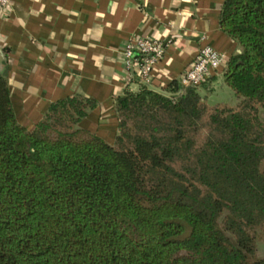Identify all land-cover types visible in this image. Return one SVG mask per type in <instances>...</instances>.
I'll list each match as a JSON object with an SVG mask.
<instances>
[{
  "label": "trees",
  "instance_id": "1",
  "mask_svg": "<svg viewBox=\"0 0 264 264\" xmlns=\"http://www.w3.org/2000/svg\"><path fill=\"white\" fill-rule=\"evenodd\" d=\"M235 99L141 83L114 96L113 142L81 94L18 121L0 72V264H264V0H223Z\"/></svg>",
  "mask_w": 264,
  "mask_h": 264
},
{
  "label": "crops",
  "instance_id": "2",
  "mask_svg": "<svg viewBox=\"0 0 264 264\" xmlns=\"http://www.w3.org/2000/svg\"><path fill=\"white\" fill-rule=\"evenodd\" d=\"M222 1L9 0L0 15V72L16 118L32 128L51 101L77 93L95 101L79 124L113 142L114 96L143 83L122 62L124 41L145 34L169 40L147 84L164 91L201 46L226 61L240 49L219 25ZM222 72L212 71L200 92L210 98L222 89Z\"/></svg>",
  "mask_w": 264,
  "mask_h": 264
},
{
  "label": "built area",
  "instance_id": "3",
  "mask_svg": "<svg viewBox=\"0 0 264 264\" xmlns=\"http://www.w3.org/2000/svg\"><path fill=\"white\" fill-rule=\"evenodd\" d=\"M8 5L9 0H0V15L4 14ZM168 43V39L148 34L131 36L122 45V62L130 75L148 84L152 80L154 66L162 58ZM225 65L226 58L222 52L211 45H203L183 69L178 80L199 85L212 71L223 70Z\"/></svg>",
  "mask_w": 264,
  "mask_h": 264
},
{
  "label": "rangeland",
  "instance_id": "4",
  "mask_svg": "<svg viewBox=\"0 0 264 264\" xmlns=\"http://www.w3.org/2000/svg\"><path fill=\"white\" fill-rule=\"evenodd\" d=\"M226 88V89H225ZM227 90V91H226ZM234 93L231 91V89L224 85L221 89L220 86L216 88V91L213 93V96L208 98L210 102H215L218 100H234ZM260 115L264 117V110H260ZM256 242V254L258 256L264 257V237L261 234H257L255 238Z\"/></svg>",
  "mask_w": 264,
  "mask_h": 264
},
{
  "label": "water",
  "instance_id": "5",
  "mask_svg": "<svg viewBox=\"0 0 264 264\" xmlns=\"http://www.w3.org/2000/svg\"><path fill=\"white\" fill-rule=\"evenodd\" d=\"M238 51H240V49H238Z\"/></svg>",
  "mask_w": 264,
  "mask_h": 264
}]
</instances>
